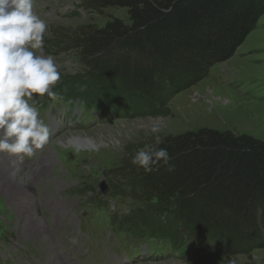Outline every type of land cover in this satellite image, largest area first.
<instances>
[{"label": "trees", "instance_id": "trees-1", "mask_svg": "<svg viewBox=\"0 0 264 264\" xmlns=\"http://www.w3.org/2000/svg\"><path fill=\"white\" fill-rule=\"evenodd\" d=\"M82 4L98 11L125 8L127 22L113 18L74 33L53 27L67 49L78 51L84 70L61 75L52 90L63 102L78 100L87 109L118 110L124 117L165 113L174 95L230 58L264 14V0ZM159 141L149 147L166 148L167 164L145 172L132 163L137 151L130 150L113 171L115 186H127L145 204L120 214L103 201L110 225L174 249L187 244L186 251L196 252L203 264H231L229 256L264 247V141L208 127Z\"/></svg>", "mask_w": 264, "mask_h": 264}, {"label": "rangeland", "instance_id": "rangeland-1", "mask_svg": "<svg viewBox=\"0 0 264 264\" xmlns=\"http://www.w3.org/2000/svg\"><path fill=\"white\" fill-rule=\"evenodd\" d=\"M34 11L47 24L43 53L55 59L61 75L84 67L78 51L67 49L53 27L74 33L113 18L127 22L125 8L98 11L82 0H34ZM29 102L48 126L49 141L32 157L0 152V264H203L196 252L186 251L187 244L174 249L146 235L115 230L101 203L120 214L144 206L127 186H115L113 171L127 151L149 147L160 137L208 127L264 141V14L230 58L174 95L163 114L124 117L118 110L103 113L46 94ZM71 136L93 143L79 145ZM4 160L18 167L20 179L2 172L8 166ZM228 259L264 264V247Z\"/></svg>", "mask_w": 264, "mask_h": 264}, {"label": "clouds", "instance_id": "clouds-1", "mask_svg": "<svg viewBox=\"0 0 264 264\" xmlns=\"http://www.w3.org/2000/svg\"><path fill=\"white\" fill-rule=\"evenodd\" d=\"M46 30L34 0H0V152L32 157L49 141L48 126L29 102L45 94L57 96L52 88L61 73L55 59L43 53ZM170 158L166 148L146 147L135 153L132 163L151 172L153 165L167 164Z\"/></svg>", "mask_w": 264, "mask_h": 264}, {"label": "bare ground", "instance_id": "bare-ground-1", "mask_svg": "<svg viewBox=\"0 0 264 264\" xmlns=\"http://www.w3.org/2000/svg\"><path fill=\"white\" fill-rule=\"evenodd\" d=\"M3 135V134H2ZM70 141L71 142H74V143H78L79 145H82V144H85V143H89V142H91V143H93V140L91 139V138H89V137H82V136H71L70 137ZM70 144V143H69ZM4 159V158H3ZM4 162H5V160H4ZM12 163V162H11ZM5 164H8V166H6V167H4L3 165V167H2V172H11V175L14 177V178H18V179H20V176H19V172H16V170H18V167L17 166H13V167H11L10 165H9V163H6L5 162ZM20 169V168H19ZM15 176H14V175ZM5 175V174H4ZM29 180V179H28ZM32 210V209H31ZM32 212V211H31ZM36 221V220H35Z\"/></svg>", "mask_w": 264, "mask_h": 264}, {"label": "water", "instance_id": "water-1", "mask_svg": "<svg viewBox=\"0 0 264 264\" xmlns=\"http://www.w3.org/2000/svg\"><path fill=\"white\" fill-rule=\"evenodd\" d=\"M99 189H100V191H101V193H102L103 195L106 193V191H107V187H106L104 181H102V182L100 183V185H99Z\"/></svg>", "mask_w": 264, "mask_h": 264}]
</instances>
